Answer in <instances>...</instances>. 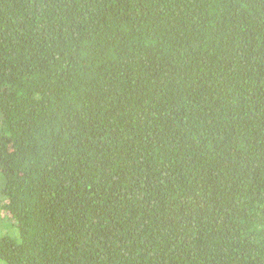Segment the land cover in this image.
Wrapping results in <instances>:
<instances>
[{"label":"trees","instance_id":"16d2710c","mask_svg":"<svg viewBox=\"0 0 264 264\" xmlns=\"http://www.w3.org/2000/svg\"><path fill=\"white\" fill-rule=\"evenodd\" d=\"M0 264H264V0H0Z\"/></svg>","mask_w":264,"mask_h":264}]
</instances>
